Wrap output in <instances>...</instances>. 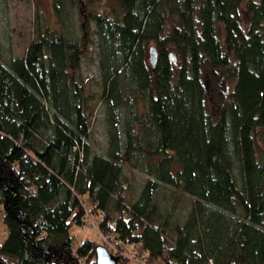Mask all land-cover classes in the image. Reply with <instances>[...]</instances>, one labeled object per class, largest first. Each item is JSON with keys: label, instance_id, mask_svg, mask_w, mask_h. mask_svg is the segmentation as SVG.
<instances>
[{"label": "trees", "instance_id": "obj_1", "mask_svg": "<svg viewBox=\"0 0 264 264\" xmlns=\"http://www.w3.org/2000/svg\"><path fill=\"white\" fill-rule=\"evenodd\" d=\"M85 1L51 0L22 57L0 48V259L96 264L71 233L91 210L145 264H264V0ZM97 103L105 154L85 139ZM128 167L147 177L130 203Z\"/></svg>", "mask_w": 264, "mask_h": 264}, {"label": "rangeland", "instance_id": "obj_2", "mask_svg": "<svg viewBox=\"0 0 264 264\" xmlns=\"http://www.w3.org/2000/svg\"><path fill=\"white\" fill-rule=\"evenodd\" d=\"M50 2L51 0H0V48L3 55L9 53L14 57H22L28 44L34 38V29L39 20L52 25L55 24V18L51 10ZM85 5L86 1L80 0L79 7L83 8ZM89 7L95 9L97 12L108 14L109 1L91 0ZM146 58H149L148 52L146 53ZM82 68L84 74L90 76L96 74L95 66L91 62L84 61ZM103 111L104 109L101 104L97 103L91 119L90 130L85 138L90 149L98 154H105L107 149V136L105 133V118ZM124 175L131 182L128 192L126 193L127 202L130 203L137 197V194L147 177L136 168L130 167L124 170ZM170 191H172L171 187L161 184L157 193V201L160 207L164 208L165 206V204H163V193L165 192L166 194H169ZM193 202L194 199L191 196L180 194L176 203V210L172 211V223L176 220L182 222ZM94 223L93 220V222H87L85 227H73L71 233L76 235L78 241L87 238L93 239L100 246L105 245L106 243L104 242V239L109 240V238L104 237ZM6 233L3 214L0 212V246ZM126 264L137 263L130 260Z\"/></svg>", "mask_w": 264, "mask_h": 264}, {"label": "built area", "instance_id": "obj_3", "mask_svg": "<svg viewBox=\"0 0 264 264\" xmlns=\"http://www.w3.org/2000/svg\"><path fill=\"white\" fill-rule=\"evenodd\" d=\"M90 211L91 210L86 211V215L82 219L81 227H85L87 222H89V221L93 222L94 219L90 216V214H89ZM94 224H96V223H94ZM101 234L104 235V237H108L109 240L111 241L110 242L109 240L104 239V242L106 244L101 245V246H103L112 257H114L116 255H122L123 257H125L129 261L131 260L133 262H136L137 264H145L144 259H142L141 257H138V255H137L138 254L137 248H135V247H137L136 245L125 244L118 237H115L111 234H108V235H105L103 233H101Z\"/></svg>", "mask_w": 264, "mask_h": 264}, {"label": "water", "instance_id": "obj_4", "mask_svg": "<svg viewBox=\"0 0 264 264\" xmlns=\"http://www.w3.org/2000/svg\"><path fill=\"white\" fill-rule=\"evenodd\" d=\"M156 56H157L156 50L153 47H151L149 50V61L151 64L155 63ZM95 262L96 264H115L113 257L108 253V251L103 246L100 245L95 248ZM0 264H5V263L0 259Z\"/></svg>", "mask_w": 264, "mask_h": 264}, {"label": "crops", "instance_id": "obj_5", "mask_svg": "<svg viewBox=\"0 0 264 264\" xmlns=\"http://www.w3.org/2000/svg\"><path fill=\"white\" fill-rule=\"evenodd\" d=\"M0 212H2L1 210H0ZM6 237V235L4 236V238Z\"/></svg>", "mask_w": 264, "mask_h": 264}]
</instances>
